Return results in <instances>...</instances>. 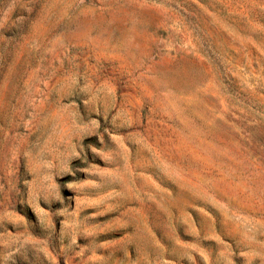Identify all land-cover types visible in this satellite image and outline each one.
Segmentation results:
<instances>
[{"label": "rangeland", "instance_id": "1", "mask_svg": "<svg viewBox=\"0 0 264 264\" xmlns=\"http://www.w3.org/2000/svg\"><path fill=\"white\" fill-rule=\"evenodd\" d=\"M0 264H264V0H0Z\"/></svg>", "mask_w": 264, "mask_h": 264}]
</instances>
